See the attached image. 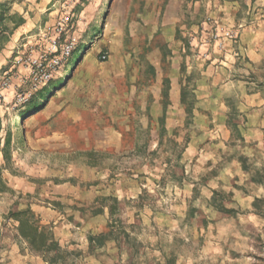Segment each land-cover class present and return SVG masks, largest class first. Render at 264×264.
I'll list each match as a JSON object with an SVG mask.
<instances>
[{
    "label": "rangeland",
    "instance_id": "374dc122",
    "mask_svg": "<svg viewBox=\"0 0 264 264\" xmlns=\"http://www.w3.org/2000/svg\"><path fill=\"white\" fill-rule=\"evenodd\" d=\"M165 1L173 36L120 26L127 0H0V264H46L5 218L26 208L67 264H264V0ZM52 41L70 56L22 103L16 62Z\"/></svg>",
    "mask_w": 264,
    "mask_h": 264
},
{
    "label": "crops",
    "instance_id": "0c3cea01",
    "mask_svg": "<svg viewBox=\"0 0 264 264\" xmlns=\"http://www.w3.org/2000/svg\"><path fill=\"white\" fill-rule=\"evenodd\" d=\"M165 2V0H154L153 3L151 2V0H127L124 15H122V24L120 26H122L123 24L124 26H126L128 22V26L130 28H133L134 30L136 29V27L142 28L143 30L157 29L161 32L162 36H171V34L173 36L178 20L176 18L177 16L175 15V13H172L173 6L170 3L171 1L166 4ZM141 4H143L142 11H147L149 10V8H152V10L150 11V13H143L141 17L136 18L137 16H135V12ZM41 8L42 6L36 5L35 11L39 12ZM29 12L30 11L26 10V8H23L22 10H17L18 15L24 21V23L20 25L17 29L19 36L23 35L26 32H32V30L35 28V25L37 23L36 19L33 21H31L30 19L32 14L34 13L31 12V14L29 15ZM130 13H133V15L131 16ZM208 36L209 34L205 33V31L202 30L199 32L198 36L194 37L196 44L198 43V47H196L197 51L192 57L193 60L191 61L190 65L188 64L189 67H201L202 65L203 67L205 66L204 71L201 73V75L205 77H210V44L207 40H205ZM185 58L186 61L191 59L189 57ZM179 59H181V61L184 60L182 57ZM171 87V90L174 93L173 98L175 99L176 93L179 95L180 90L177 88L176 84L172 85ZM196 90H199V87H197ZM196 95L197 97H199L197 91Z\"/></svg>",
    "mask_w": 264,
    "mask_h": 264
},
{
    "label": "trees",
    "instance_id": "16d2710c",
    "mask_svg": "<svg viewBox=\"0 0 264 264\" xmlns=\"http://www.w3.org/2000/svg\"><path fill=\"white\" fill-rule=\"evenodd\" d=\"M41 98H44V96ZM30 100L31 98L27 100V102ZM37 105L38 104H33L32 109ZM97 211L98 212H95L94 215L103 212L102 209ZM109 213L111 214V211ZM258 215L264 216V214ZM5 218L16 224L15 238L24 242L29 252L42 258L46 264H67L66 257L71 254L60 247L51 229L41 225L39 218H37L29 208L11 210ZM110 239L115 240L112 231L108 234L88 236V249L93 251L101 248L104 246V243ZM126 240L128 241L127 237Z\"/></svg>",
    "mask_w": 264,
    "mask_h": 264
},
{
    "label": "built area",
    "instance_id": "2783aa9c",
    "mask_svg": "<svg viewBox=\"0 0 264 264\" xmlns=\"http://www.w3.org/2000/svg\"><path fill=\"white\" fill-rule=\"evenodd\" d=\"M72 50V45L58 46L57 41H52L46 53L38 57H24L17 60V64L25 66L30 73V91L18 97L22 103L26 102L32 93L44 88L54 77V74L62 67L64 60L68 59Z\"/></svg>",
    "mask_w": 264,
    "mask_h": 264
}]
</instances>
